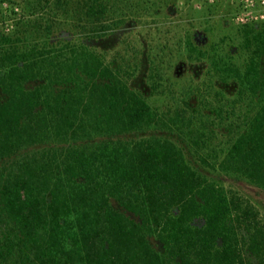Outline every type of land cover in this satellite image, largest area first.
Returning <instances> with one entry per match:
<instances>
[{
	"label": "trees",
	"instance_id": "1",
	"mask_svg": "<svg viewBox=\"0 0 264 264\" xmlns=\"http://www.w3.org/2000/svg\"><path fill=\"white\" fill-rule=\"evenodd\" d=\"M98 3L81 32L0 26V264H264V213L199 171L264 191V25L238 62L195 32L145 66Z\"/></svg>",
	"mask_w": 264,
	"mask_h": 264
},
{
	"label": "rangeland",
	"instance_id": "2",
	"mask_svg": "<svg viewBox=\"0 0 264 264\" xmlns=\"http://www.w3.org/2000/svg\"><path fill=\"white\" fill-rule=\"evenodd\" d=\"M85 1L6 0L1 9L9 14L8 18L0 22L1 31L7 34H21L31 30L32 26H40L45 30L70 28L81 32L86 26L85 21L82 19L79 24L75 15ZM97 1L98 4L101 3L97 11L101 9L105 13L107 8L116 16L125 17V23L123 20L116 25L122 31L121 40L117 49L109 56L113 58L119 53L132 64L145 66H152L153 62L174 64L184 58L182 50L186 48L187 41L195 32L204 34L211 46L225 47L229 44L230 58L232 62H238L241 60L240 54L236 53L241 40L238 28L264 25V19L257 17L264 13L260 0L249 2L254 4V16L245 15L248 8L241 0ZM103 1L106 2V7L102 6ZM77 25L78 28H74ZM189 56H192L193 60L196 58L194 54ZM133 67L132 74L135 71L138 73V68ZM196 167L199 168L198 165ZM199 171L217 180L221 186L237 190L264 213V191L260 188L245 180L234 181L219 171L202 168H199Z\"/></svg>",
	"mask_w": 264,
	"mask_h": 264
},
{
	"label": "built area",
	"instance_id": "3",
	"mask_svg": "<svg viewBox=\"0 0 264 264\" xmlns=\"http://www.w3.org/2000/svg\"><path fill=\"white\" fill-rule=\"evenodd\" d=\"M241 1L244 2L246 4V7L248 8V10H247L248 13L245 14V15L254 16V9H253L254 4L253 3L249 4V2L251 0H241ZM260 5L264 6V0H260ZM257 17H260V18L264 19V13L263 14H259V16H257Z\"/></svg>",
	"mask_w": 264,
	"mask_h": 264
}]
</instances>
